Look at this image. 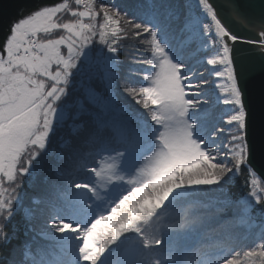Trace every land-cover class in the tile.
Listing matches in <instances>:
<instances>
[{"label": "rangeland", "instance_id": "1", "mask_svg": "<svg viewBox=\"0 0 264 264\" xmlns=\"http://www.w3.org/2000/svg\"><path fill=\"white\" fill-rule=\"evenodd\" d=\"M59 11L62 8L49 7L36 12L29 34L58 33L61 28L64 33L69 31L67 34L42 39L33 45L13 33L7 41L8 55L0 59V220L12 204L20 203L22 195L18 189L34 171L33 165L27 162L28 154L34 151L37 156L39 151H46L63 126L64 121L57 117L58 102L63 99L65 86V74L60 69L67 70L71 56L90 27L85 23L88 18L85 12L81 13L79 22L69 23V16H60L61 22L56 23ZM215 31L218 39L213 52L218 48L219 55L213 54L212 59L223 69L218 73L221 79L215 87L210 77L206 89L203 84L190 85L194 89L188 93L196 97L187 100L179 66L168 60L171 74L165 87L145 88L143 110L127 111L125 107L124 117L119 122L133 137L144 139L142 142L147 148L87 153L85 162L76 167V175L66 188L67 204L61 218L56 215L48 221L60 228V237L55 239L52 234L56 233L55 229L43 228L41 234L44 239L56 241L60 253L73 246L69 262L61 259L60 264H73L74 256L78 258L76 264H126L121 252L135 243L142 244L146 259L150 255L152 259L157 250L150 245L159 239L160 231L166 234L165 239L177 237L182 243L199 245L200 235L221 237L218 230L228 229V224L220 225L222 218L211 220L202 216L229 205L220 193L228 177L237 174L235 168L247 154L241 112H235L237 119L231 121V126L227 122L222 126L227 131L225 136H230L232 141V148L227 149L225 144L214 141V137L218 140L221 136L216 135L217 126H213L209 111H203L216 103L220 108H227L229 115L242 109L238 90L228 75L231 65L229 49L223 39L225 31L218 25ZM61 48H66L68 54H63ZM53 65L60 67L53 71ZM221 101L227 104L222 107ZM188 105L195 109L193 121L188 117ZM192 122L196 128L189 131ZM126 133L129 132L126 130ZM213 163L221 169L209 174L208 166ZM212 190H215V199L202 195ZM263 195L264 187L256 183L254 203ZM144 223L150 226L142 229ZM213 226L216 227L213 229ZM191 231L194 236H189ZM238 234L244 239L228 258V264H264V253L254 252L248 244L257 241L252 231ZM186 253L187 250H182L179 259L165 256L149 264H180ZM145 262L141 259L142 264Z\"/></svg>", "mask_w": 264, "mask_h": 264}, {"label": "trees", "instance_id": "2", "mask_svg": "<svg viewBox=\"0 0 264 264\" xmlns=\"http://www.w3.org/2000/svg\"><path fill=\"white\" fill-rule=\"evenodd\" d=\"M80 2L85 5L88 4V0H80ZM106 3L114 5L121 12H126L130 18H134L138 22H150L148 17L139 10L138 0H106ZM84 12L88 16V18H85L86 21L91 17L92 13L87 11V9ZM108 23L116 32H119L121 28H126L125 34L128 35L129 39L122 41L123 54L118 59L125 70L135 69L136 74L129 79L126 77L125 72L122 71L119 86L107 106L101 101L98 108L90 107L78 116L69 115L67 119L63 120L61 131L59 130L60 132L55 140L52 139L46 151H39L37 156L34 151L28 154L29 159H27V162L33 165L34 171L29 179L23 182L18 189V192L22 195L20 203L18 204L17 202V205L12 204L13 206H10L7 212L3 214L2 220H0V264H60L62 262L60 261L61 259L69 262L68 256L72 255L73 246H68L67 250L60 253L57 242L44 239L41 234L43 228L55 229L56 233L52 232L55 239L60 237L62 233L59 230L60 228L53 227L48 221L52 220L56 215L61 218L60 216L65 210L64 204H67L64 198L66 188L68 182L76 175V167L85 162L87 153H113L124 150L127 152L135 149L141 151L147 148L146 143L142 142L144 139L139 140L133 137L132 132L119 123L121 118L124 117L122 111H124L125 107H127V111L143 110L144 100L142 98L145 96V88L144 93H141L142 89L130 86L131 81L136 80L139 73L145 71L143 62H133V60H138L141 55L135 50L134 46L139 45L141 42L133 38V28L130 24H125L123 21L115 23L111 20H108ZM88 25L91 29L92 25ZM68 32L66 31L64 35ZM4 46L5 41L1 43L0 50ZM181 78L183 79L184 90L188 100L193 96L188 92H192L194 87L184 84L186 78L183 76ZM196 78L199 79L200 76L196 75ZM64 85L66 86L65 83ZM97 88L100 89L103 95V85L98 83ZM114 96L116 100L113 99ZM193 97H196V95ZM117 99L119 101L118 105L116 103ZM216 105H219V103L213 106ZM113 106L118 107L120 110H114ZM221 106L224 107L223 104ZM209 108L203 111H209ZM193 111L195 109L189 108L188 105L190 121H193ZM209 117L213 118L212 116ZM214 123L219 124L220 122L215 121ZM224 128L222 126L216 127V135L219 134L221 137L218 140L214 137V141L220 145L225 144V147L229 149L232 148V141L230 136H225L227 131ZM126 130L129 133H126ZM221 134H223V137ZM226 165L230 166V163ZM208 167L209 174H213L215 169H221L216 163L210 164ZM235 169L238 171L237 174L233 175V177H228L220 193L224 201H227L229 205L202 214V216L211 220L222 218L220 225L228 224L229 230L227 228L218 230L221 231L219 233L221 237L217 234L200 235L198 240L201 244L199 245L196 243L189 244L188 242L182 243V240L177 239V237L174 240L165 239L166 234L160 231L161 236L156 243L148 244L157 250L155 254L153 253L152 259L151 255L146 259L142 244L135 243L132 245V247L141 248L137 256L139 260H136V264H139V262L142 264L141 259L146 260L145 264L155 260L161 261L165 256H175L174 260H176L182 257V250H187L186 257L182 261L183 264H197V262L198 264H225V261L230 258L232 252L238 248L240 242L244 239L243 235L238 234L239 232H244V230H251L254 240H257L256 242L250 241L248 243L253 247V251L255 252L256 250L258 254L260 252L264 253V195L257 204L253 203L252 199L254 185L257 183L264 187L262 186L263 182L246 165V157L240 161ZM235 206L237 207L233 209ZM41 219L43 221H40ZM141 225L142 229L150 226L149 223ZM215 227L213 226V229ZM189 229L191 228L189 227ZM191 232L192 234L189 236H194V231ZM234 234H237V236H234ZM139 237L144 238L145 236L140 235ZM144 239L147 240V238ZM235 242L237 245H234ZM62 253H64L63 256L61 255ZM74 258L76 260L73 264H76L78 258L77 256H74ZM174 260L171 261L174 262Z\"/></svg>", "mask_w": 264, "mask_h": 264}, {"label": "snow or ice", "instance_id": "3", "mask_svg": "<svg viewBox=\"0 0 264 264\" xmlns=\"http://www.w3.org/2000/svg\"><path fill=\"white\" fill-rule=\"evenodd\" d=\"M241 2L242 0H228L230 5L226 9L228 13L241 18ZM261 2L264 3V0ZM0 6H2V0H0ZM52 7L62 8V11L56 13V23L61 22L60 16H69L71 18L69 23L79 22L81 18L79 13L84 12L85 9L92 13L91 17L85 21L86 24H91L92 28L71 56L67 70L60 69L65 74L66 84L63 86V99L58 102L57 108V117L61 121L67 119L69 115L78 116L90 107L98 108L101 101L107 106L119 86L121 72H125L129 79L136 74L135 69L125 70L118 59L123 54L122 41L129 39L125 34L126 28L116 32L108 20L130 24L133 28V38L141 42L134 46L141 55L133 62H143L145 71L140 72L137 79L130 83L132 88L137 89L149 87L163 89L171 74L168 60L179 66V75L186 78L184 84L200 85L202 83L206 89L210 77L215 87L221 79L218 73L223 71L219 62L212 59L213 54L219 55L218 48L215 53L213 52L218 39L215 31L218 25L228 33L224 37L230 47L231 66L228 69V75L233 80L234 88L238 90V103L242 104L243 91L240 88L241 74L237 69V45L247 42L251 47L264 49V27L256 32L254 39L238 36L221 19L214 0H138V8L148 17L149 23L130 18L126 12H121L114 5L106 3V0H88L87 5L82 4L80 0H57ZM35 15L31 13L18 16L9 30V39L12 38L13 33H17L20 40L26 38L30 44L35 45L42 39L51 40L64 36L63 28L58 33L29 34L32 18ZM229 36L232 37L231 40L228 39ZM5 49H7V41ZM61 52L68 54L66 48H61ZM158 53L161 54L158 55ZM7 55L6 50H0V58ZM59 67V65H53V71ZM196 75L200 78L197 79ZM98 83L103 85V95L97 88ZM116 103L119 104L118 99ZM221 103L226 105L227 101H221ZM113 108L120 110L116 106ZM236 111L241 112L244 119V139L247 143L246 108L236 109L229 115L227 108L216 105L210 108L209 115L213 117L214 122H220L218 125L213 123L214 127L223 126L225 122L231 126V121L237 119ZM207 119L208 117L205 116L206 122ZM225 264H228L227 260Z\"/></svg>", "mask_w": 264, "mask_h": 264}, {"label": "water", "instance_id": "4", "mask_svg": "<svg viewBox=\"0 0 264 264\" xmlns=\"http://www.w3.org/2000/svg\"><path fill=\"white\" fill-rule=\"evenodd\" d=\"M56 3L57 0H2L0 45L9 40V30L18 16L48 9ZM214 3L221 19L238 36L254 39L256 32L264 27V3L261 0H242L241 18L228 13V0H214ZM219 28L223 31L220 26ZM226 33L224 32L223 39L228 35ZM228 39L231 40L232 37L229 36ZM226 45L230 53V47L227 43ZM2 50H6L5 46ZM237 53V69L241 74L240 88L243 91L242 108L247 109L246 165L252 171L254 169L253 173L264 184V49L242 42L237 45ZM137 254L138 247L124 248V263L133 264Z\"/></svg>", "mask_w": 264, "mask_h": 264}, {"label": "clouds", "instance_id": "5", "mask_svg": "<svg viewBox=\"0 0 264 264\" xmlns=\"http://www.w3.org/2000/svg\"><path fill=\"white\" fill-rule=\"evenodd\" d=\"M196 128V124L193 123L191 125H189V131H194V129ZM202 195L208 197L210 200L211 199H215V190H212V191H208V192H205V193H202Z\"/></svg>", "mask_w": 264, "mask_h": 264}]
</instances>
